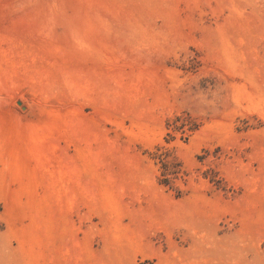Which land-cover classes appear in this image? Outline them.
<instances>
[{
	"label": "rangeland",
	"instance_id": "rangeland-1",
	"mask_svg": "<svg viewBox=\"0 0 264 264\" xmlns=\"http://www.w3.org/2000/svg\"><path fill=\"white\" fill-rule=\"evenodd\" d=\"M0 264H264V0H0Z\"/></svg>",
	"mask_w": 264,
	"mask_h": 264
}]
</instances>
